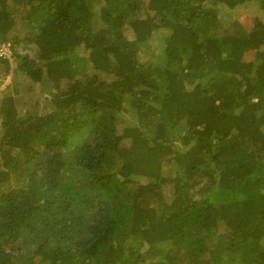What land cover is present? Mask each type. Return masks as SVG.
<instances>
[{"label":"trees","instance_id":"trees-1","mask_svg":"<svg viewBox=\"0 0 264 264\" xmlns=\"http://www.w3.org/2000/svg\"><path fill=\"white\" fill-rule=\"evenodd\" d=\"M252 1L0 0L47 93L0 100V264H264V18L220 16Z\"/></svg>","mask_w":264,"mask_h":264},{"label":"rangeland","instance_id":"rangeland-1","mask_svg":"<svg viewBox=\"0 0 264 264\" xmlns=\"http://www.w3.org/2000/svg\"><path fill=\"white\" fill-rule=\"evenodd\" d=\"M220 16L225 18L238 19L242 23L247 24L253 18H264V12L259 9L257 0H254L245 5H241L231 11L223 10ZM155 34L147 40V42L140 47L138 52V59L140 62L153 61L155 58L160 57L162 49L165 45V30H157ZM24 53L32 56V52L27 48ZM79 57L85 58V53L81 49L77 51ZM253 59V53L245 55V60L250 61ZM77 64L81 66L84 61L80 58L76 59ZM3 96H12L17 100L18 109H28L33 114H41L47 105V93L41 84H37L25 77L16 67L14 59L9 61V68L0 64V100ZM125 118L130 119L129 115H124ZM168 195L170 193L167 188Z\"/></svg>","mask_w":264,"mask_h":264},{"label":"built area","instance_id":"built-area-1","mask_svg":"<svg viewBox=\"0 0 264 264\" xmlns=\"http://www.w3.org/2000/svg\"><path fill=\"white\" fill-rule=\"evenodd\" d=\"M0 58L10 61L12 59V50L8 43H0Z\"/></svg>","mask_w":264,"mask_h":264}]
</instances>
